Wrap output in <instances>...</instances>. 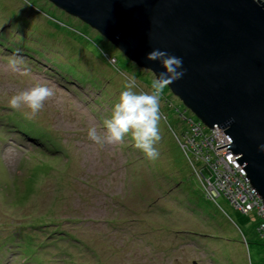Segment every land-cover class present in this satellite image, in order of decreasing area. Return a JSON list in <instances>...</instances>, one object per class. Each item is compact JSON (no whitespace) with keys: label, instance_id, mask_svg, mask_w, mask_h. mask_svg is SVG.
Masks as SVG:
<instances>
[{"label":"rangeland","instance_id":"obj_1","mask_svg":"<svg viewBox=\"0 0 264 264\" xmlns=\"http://www.w3.org/2000/svg\"><path fill=\"white\" fill-rule=\"evenodd\" d=\"M35 1L44 11L61 18L49 1L44 4L43 0H28ZM0 2L13 8L21 6L17 0ZM32 11L35 8L23 13L27 18L19 26L23 34H33L34 26L47 28ZM17 20L4 22L0 32L7 28L15 37L19 32L14 27ZM74 22L92 35L104 51L114 55L116 65L125 72V78L116 73L103 53L102 57L99 54V61L95 60L97 69L108 74L105 80L115 81L114 90L106 91L110 99L119 95L123 90L120 85L132 75L139 82L137 91H151L152 72L130 62L114 46L102 41L96 31L83 25V21ZM86 46L91 48L92 44ZM8 55L0 47V106L7 108L11 96L46 83L53 88L54 95L32 119L52 130L54 138L63 143V149L57 154L55 150L59 147L52 143L42 149L34 146L39 153L30 152L31 139L19 142L14 138L16 135L0 133V264H264V238L258 235L255 226L262 222L258 212H242L222 195L217 196L216 202L204 197L202 185L189 163L201 157L192 152L188 161L172 135L171 129L179 132L183 126L184 104L168 87L160 101L163 144L156 145L158 159L150 161L134 147L131 134L123 142L102 145L88 137L90 127L106 131L103 122L90 111L91 106H96L92 103L94 93L81 90L79 97L72 85H67L72 87L67 89L43 70H33L25 64L21 67L22 62L10 60ZM80 74L92 89L101 90L97 76ZM107 104L105 101L104 108ZM17 111L25 115L29 110ZM185 112L191 115L188 110ZM202 164L196 162V170L200 172L204 167L203 181L213 182L212 169ZM174 183L180 191H168L165 192L168 197L164 196L165 188ZM189 206L200 210L206 219L193 217L196 214L189 211ZM37 222L43 223L30 228ZM177 222H184L179 228L185 232L170 233L171 225ZM45 224L48 225L44 227ZM56 227L63 232L55 231ZM196 229L221 236L212 239L189 232ZM74 234L85 244L74 241L71 237Z\"/></svg>","mask_w":264,"mask_h":264},{"label":"water","instance_id":"obj_2","mask_svg":"<svg viewBox=\"0 0 264 264\" xmlns=\"http://www.w3.org/2000/svg\"><path fill=\"white\" fill-rule=\"evenodd\" d=\"M103 36L137 67L164 71L159 49L183 61L168 86L209 128L223 129L264 206V0H47Z\"/></svg>","mask_w":264,"mask_h":264},{"label":"trees","instance_id":"obj_3","mask_svg":"<svg viewBox=\"0 0 264 264\" xmlns=\"http://www.w3.org/2000/svg\"><path fill=\"white\" fill-rule=\"evenodd\" d=\"M17 1L21 5L18 6V8L15 7L13 8L10 6V4L6 2L3 3L0 2V28L2 27L4 22L7 23L15 22L16 18L18 19L17 20L18 22H16V24L18 25L17 26L15 25L14 27L19 28L20 25L23 26L24 20L25 19L27 20V18L24 17L25 14L23 13H26L32 8H35V11L32 12H34L35 14L39 15L42 18L41 20L45 25H47V28H38V27L35 28L34 26L32 29L33 34L30 35L27 32L23 34L22 29L19 28V32H16L15 37H12L13 32L8 31V29L5 28V30L3 29L2 31L3 32L6 31V34L3 35V32L2 31L0 32V47L6 50V52L9 54L8 58L10 60H14V61L17 60L20 63L22 62L21 67H25L24 66L25 64V65H30V67L33 68V70L34 69H37L39 71L43 70L44 73H46L48 76H52L53 78H55L60 84L66 86L67 89H72V87L70 88L69 86H67V85L70 86L72 85L76 92V95L79 94V97H81L80 95H82L81 90L84 93L85 92L84 90L87 91L88 89V91L94 93L92 95L93 96L92 103L96 104L97 107L89 106L90 111L96 114V116L100 121L104 122L105 118L107 119L111 116L112 108L114 104L117 102L119 95L115 94V97L112 99H110L106 95V93H108L106 92L107 89H109V91L114 90L112 88L115 81H113V78H109L108 81H106L105 77L108 74L99 71L96 67V64L94 63L95 60L99 61V54H101V57L105 55L107 61L110 62L111 60L110 62L112 63L111 66L116 71V73L122 75L123 78H125L126 77L124 74L125 72L123 73V71L120 68H118V66L116 65L117 64L116 57L104 51L102 49L101 44H99V42H96L92 35L90 36L85 31H82L81 27L78 28L77 26H75L74 21H80V20L76 19L75 17L69 14H66L64 11L60 10L59 8H56L52 3L49 2L50 3L49 5L53 7V9H56L55 11L59 12V16H61V18H56L52 16L51 15L52 12H50L49 10L44 11L42 9L43 6L41 7L40 5H38L37 1H35V3H30L28 2V0H25L24 2L23 0H17ZM44 1L46 2V0H43V3L45 4ZM19 9H20V13H18ZM67 21H70V23H68ZM82 24L87 26L84 22H82ZM96 33L102 38V41H105L106 43H109L111 46H114L109 41H107L103 36H101L98 33V31H96ZM53 42L55 44H52ZM86 43L92 44L91 48L86 46ZM78 45L79 47H77ZM96 50L100 51L101 53L97 52ZM78 67L81 69L80 71L78 70ZM82 72H87L97 76V78L100 81V85H102L101 90L92 89L89 85H87L88 81H86V77L80 74ZM101 81H103V84L101 83ZM84 84L85 86H83ZM120 87L123 88V85L121 84ZM105 101L109 102V104H107L108 107L105 106L104 108L103 104H105ZM87 104H89V102ZM177 111H179L178 108ZM185 113H187L185 112V109L184 110L182 109L181 116L184 122H182L183 126H181V128L179 129V132L173 129L171 130L173 132L172 135L175 136L174 139L177 145L180 147V149L183 151V153L185 154V156L188 158L189 161L188 155L189 153L192 154L194 150L188 144L189 142H191L190 133L189 135L187 134L189 132V129L191 128V125L188 124V121L191 120V122L192 121L196 122L197 119L195 118L194 115L192 114L187 115ZM186 125L188 127L187 130H186ZM43 126L44 125L42 124L40 125L36 120L26 118V116L20 113V111L13 110L9 106H7V108H3L0 106V133L1 132L2 134L10 133L12 136L16 135L14 136V138L19 142L22 140L31 139L32 147L30 149V152L34 151L33 148L34 146L36 147V149H42L45 148L44 147L45 144L54 143L59 147L55 150L57 154H59L60 153L59 149L61 148L63 149L62 147L63 143H61L59 139L54 138L55 135L53 134L52 130L44 126L49 131L47 132L46 130H44ZM126 136L130 139V134ZM187 140L189 142H187ZM160 142L163 144L162 136ZM164 152L166 153V150ZM199 161L200 159H198V161L197 160L189 161V163L190 166L193 168V174L194 173L196 174L199 183L202 185L204 191V197L207 199H211L206 195L205 185L207 182L206 180L203 181L204 179L198 175V171L196 170L195 167L196 162ZM178 187H179L178 184L174 183L168 189L165 188V191L163 192L164 196L168 197V195L166 194L168 191H173V192L180 191ZM220 195L222 194L220 193L217 196ZM216 198L211 200L216 202ZM176 202L178 203V201ZM189 211H192V213L196 214L195 216H193L195 218L196 217L201 218L202 216L206 219L205 215L200 210H195L194 208H192V206H189ZM171 213L172 212H170V214ZM204 218H202L203 220L202 219L201 220L205 221ZM48 221L50 220H47V222ZM38 223H43V222L34 223L30 226V228L32 229L37 228ZM48 223L50 224V222ZM177 223L178 224L175 223L171 225L172 229L170 228L168 230L170 233L173 232L176 234V232H180V233L185 232L183 228L182 229L179 228V225H182L184 222L182 223L177 222ZM47 225L48 224H45L44 227ZM56 230L63 232V230H61V228L59 227H56L55 231ZM189 232L190 233L194 232L196 234L198 233L202 237L204 235L207 236L209 235L210 237H213L212 239H217L219 236H221L220 234L215 236L212 234L203 233L199 231V229H196V231L190 230ZM258 235L264 238V234H262V232L261 233L259 232ZM71 237L74 238V241L83 242L81 237L75 234L72 235ZM243 237L245 236L243 235ZM69 255H68L69 262H72L73 259Z\"/></svg>","mask_w":264,"mask_h":264},{"label":"clouds","instance_id":"obj_4","mask_svg":"<svg viewBox=\"0 0 264 264\" xmlns=\"http://www.w3.org/2000/svg\"><path fill=\"white\" fill-rule=\"evenodd\" d=\"M146 59L159 61L164 69L158 75L154 73V78L150 84L151 91H137L139 88L138 80L134 75L129 76L112 108L111 116L103 122L106 131L98 132L97 128L93 126L89 128L87 134L93 142L101 145L123 142L125 136L131 134L134 147L141 151L146 159L155 161L160 155L156 145L161 140V97L170 84L183 77L184 69L181 58L159 49H153L149 52ZM53 95V88L46 83H38L30 89L19 91L11 96L8 105L13 110L27 108L29 111L25 113V116L32 119L42 111L45 102ZM184 109L188 110L185 107ZM196 119L198 120V118ZM258 147L261 152H264V144Z\"/></svg>","mask_w":264,"mask_h":264},{"label":"built area","instance_id":"obj_5","mask_svg":"<svg viewBox=\"0 0 264 264\" xmlns=\"http://www.w3.org/2000/svg\"><path fill=\"white\" fill-rule=\"evenodd\" d=\"M188 124L191 125L187 133L188 135L190 133L191 138V142L187 140L189 146L196 155L199 154L200 161L212 169L213 182L206 180V195L214 199L221 193L236 209L243 212L256 210L258 218L262 220L261 224L256 225V229L264 234L263 203L255 188L249 183L247 176L244 175L241 164L235 159L236 155L229 151V148H225L227 147L225 143L230 142L226 133H223V129L217 126L207 128L198 120L196 122L189 120ZM202 170L198 172L200 177H202ZM204 178L208 177L205 175Z\"/></svg>","mask_w":264,"mask_h":264}]
</instances>
